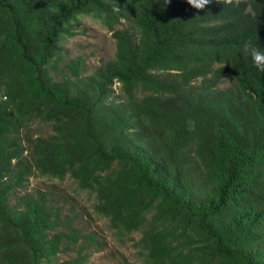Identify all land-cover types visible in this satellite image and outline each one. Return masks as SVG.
Masks as SVG:
<instances>
[{
	"label": "trees",
	"instance_id": "1",
	"mask_svg": "<svg viewBox=\"0 0 264 264\" xmlns=\"http://www.w3.org/2000/svg\"><path fill=\"white\" fill-rule=\"evenodd\" d=\"M82 17L114 39L94 65L63 48ZM248 41L264 46V0H0V264H84L99 243L25 188L32 175L94 193L118 236L140 232L146 264H264V74Z\"/></svg>",
	"mask_w": 264,
	"mask_h": 264
},
{
	"label": "rangeland",
	"instance_id": "2",
	"mask_svg": "<svg viewBox=\"0 0 264 264\" xmlns=\"http://www.w3.org/2000/svg\"><path fill=\"white\" fill-rule=\"evenodd\" d=\"M76 35L65 40L63 48L70 55L82 54L87 65L97 64L100 59H108L114 52V39L101 24L89 17H82L76 26ZM68 54V55H69ZM36 132L47 133L46 125H34ZM39 187L51 192L63 215L72 217V225L82 233L95 232L99 243L85 250L84 264H146L142 260L136 240L140 232L118 236L109 226L106 217L93 211L94 193L79 189L73 179L66 176L63 180L32 175L26 182V189ZM74 255L73 249L62 251L57 260Z\"/></svg>",
	"mask_w": 264,
	"mask_h": 264
},
{
	"label": "clouds",
	"instance_id": "3",
	"mask_svg": "<svg viewBox=\"0 0 264 264\" xmlns=\"http://www.w3.org/2000/svg\"><path fill=\"white\" fill-rule=\"evenodd\" d=\"M169 0H164L167 4ZM210 0H187V3L195 9H203ZM224 3H232V0H223ZM264 46H261L258 42L248 41L244 43L239 51L240 55L245 58L250 57L252 65L257 72L264 74Z\"/></svg>",
	"mask_w": 264,
	"mask_h": 264
}]
</instances>
